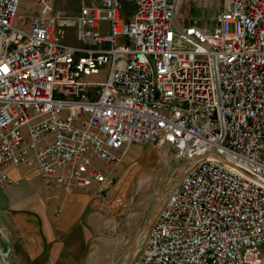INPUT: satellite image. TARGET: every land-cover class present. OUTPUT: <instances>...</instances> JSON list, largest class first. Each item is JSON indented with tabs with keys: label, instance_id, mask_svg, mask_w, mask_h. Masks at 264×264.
Listing matches in <instances>:
<instances>
[{
	"label": "built area",
	"instance_id": "built-area-1",
	"mask_svg": "<svg viewBox=\"0 0 264 264\" xmlns=\"http://www.w3.org/2000/svg\"><path fill=\"white\" fill-rule=\"evenodd\" d=\"M78 1L22 19L0 0V188L34 168L100 200L130 145L168 147L186 165L130 264H264V0H220L205 27L179 0Z\"/></svg>",
	"mask_w": 264,
	"mask_h": 264
},
{
	"label": "crops",
	"instance_id": "crops-1",
	"mask_svg": "<svg viewBox=\"0 0 264 264\" xmlns=\"http://www.w3.org/2000/svg\"><path fill=\"white\" fill-rule=\"evenodd\" d=\"M136 1L121 0L122 5L134 4L127 17L134 12ZM209 9H213L210 0H179L176 15L193 23ZM8 175L19 185L0 188V250L7 252L5 264H123L126 261L129 251L112 236L123 226L124 219L115 216L119 203L127 200L119 196L127 192L125 185L113 186L103 199L97 200L95 185L88 194H66L61 189L48 192L34 168H11ZM122 213L123 210L119 214Z\"/></svg>",
	"mask_w": 264,
	"mask_h": 264
},
{
	"label": "rangeland",
	"instance_id": "rangeland-1",
	"mask_svg": "<svg viewBox=\"0 0 264 264\" xmlns=\"http://www.w3.org/2000/svg\"><path fill=\"white\" fill-rule=\"evenodd\" d=\"M210 2H212L213 9H209L205 14H200L196 18L200 25L206 26L205 22L209 15L220 6V0H210ZM52 3L56 12L64 13L70 17L78 12L80 4L78 0H52ZM133 5L130 2L122 5L125 17L130 14ZM37 8V0H21L18 15L22 16V19H27L37 11ZM180 12H182L181 9L179 14ZM175 21L177 23L181 21L178 14ZM185 23L188 24L187 21ZM72 35L73 29H67V40L65 41L64 37L63 42L76 45ZM174 155L173 150L168 147L158 148L153 144H132L129 146L125 158L115 169L116 182L114 186L121 188L125 185L127 192L121 193L119 196L121 200L123 198H127V200L121 201L117 207L115 217L118 220L124 219V221L123 226L112 236L115 240L120 241L119 243L126 251L130 250L137 234L143 228L158 190L171 176H175L180 166H185V163L182 160H177ZM122 210L124 213L119 214ZM141 240L142 237L137 243Z\"/></svg>",
	"mask_w": 264,
	"mask_h": 264
},
{
	"label": "water",
	"instance_id": "water-1",
	"mask_svg": "<svg viewBox=\"0 0 264 264\" xmlns=\"http://www.w3.org/2000/svg\"><path fill=\"white\" fill-rule=\"evenodd\" d=\"M185 165H186V163H185ZM181 168H182V166H180L177 169V173L175 174V176H171L167 180V182L156 193L154 200L151 203L150 212L147 216L146 222H145L143 228L137 234V236L134 240V243L132 244V246L128 252V256L126 258V261L123 264H130L131 263L139 238H141L146 233L147 229L150 227V225L153 223V221L155 220V218L157 217V215L161 211V209H162V207H163V205L167 199L169 191L180 179V176L182 174ZM179 171H181V173H179ZM178 173H179V175H178ZM6 256H7V252L5 253V252H2L0 250V264L6 263V258H5Z\"/></svg>",
	"mask_w": 264,
	"mask_h": 264
},
{
	"label": "bare ground",
	"instance_id": "bare-ground-1",
	"mask_svg": "<svg viewBox=\"0 0 264 264\" xmlns=\"http://www.w3.org/2000/svg\"><path fill=\"white\" fill-rule=\"evenodd\" d=\"M184 168H185V166L181 168L182 173H183ZM181 171H179V173H181ZM179 173H178V175H179Z\"/></svg>",
	"mask_w": 264,
	"mask_h": 264
}]
</instances>
